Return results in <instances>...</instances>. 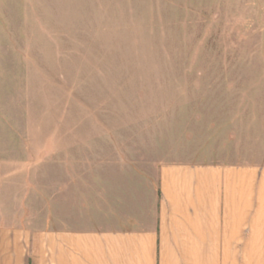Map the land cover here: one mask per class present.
Segmentation results:
<instances>
[{
	"label": "rangeland",
	"instance_id": "374dc122",
	"mask_svg": "<svg viewBox=\"0 0 264 264\" xmlns=\"http://www.w3.org/2000/svg\"><path fill=\"white\" fill-rule=\"evenodd\" d=\"M169 162H264V0H0L2 222L107 223L112 164Z\"/></svg>",
	"mask_w": 264,
	"mask_h": 264
},
{
	"label": "crops",
	"instance_id": "0c3cea01",
	"mask_svg": "<svg viewBox=\"0 0 264 264\" xmlns=\"http://www.w3.org/2000/svg\"><path fill=\"white\" fill-rule=\"evenodd\" d=\"M35 198L42 227L0 220V264H264V162L163 163L152 181L112 164L107 223L62 207L53 226Z\"/></svg>",
	"mask_w": 264,
	"mask_h": 264
}]
</instances>
